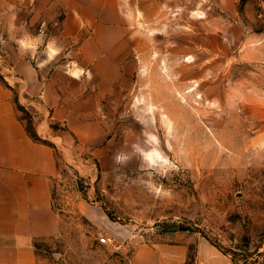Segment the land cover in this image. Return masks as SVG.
Listing matches in <instances>:
<instances>
[{
  "label": "rangeland",
  "instance_id": "374dc122",
  "mask_svg": "<svg viewBox=\"0 0 264 264\" xmlns=\"http://www.w3.org/2000/svg\"><path fill=\"white\" fill-rule=\"evenodd\" d=\"M120 1L130 69L98 105L103 143L81 148L51 124L61 230L37 242L39 258L129 264L140 244H176L196 264L206 243L264 264V0ZM31 28L14 41L23 58L79 62L59 20ZM5 36L0 80L12 85ZM18 105L35 135L36 111Z\"/></svg>",
  "mask_w": 264,
  "mask_h": 264
},
{
  "label": "crops",
  "instance_id": "0c3cea01",
  "mask_svg": "<svg viewBox=\"0 0 264 264\" xmlns=\"http://www.w3.org/2000/svg\"><path fill=\"white\" fill-rule=\"evenodd\" d=\"M55 19L64 24V36L74 41L80 60L47 70V63L35 65L23 58L14 41L36 37L32 25ZM19 25L21 32L16 33ZM4 34L14 74L12 85L0 80V264H58L39 258L37 248L39 240L61 230L53 204L61 166L48 141L59 138L51 124L65 126L81 148L103 143L106 131L98 105L130 69L132 30L120 0H0ZM19 103L36 111L35 135ZM203 245L196 264H234L216 246ZM178 248L143 243L129 264H181L187 253L184 248L177 253Z\"/></svg>",
  "mask_w": 264,
  "mask_h": 264
},
{
  "label": "built area",
  "instance_id": "2783aa9c",
  "mask_svg": "<svg viewBox=\"0 0 264 264\" xmlns=\"http://www.w3.org/2000/svg\"><path fill=\"white\" fill-rule=\"evenodd\" d=\"M101 240H102L103 242H109L110 240H112V237H110V236H103V237L101 238Z\"/></svg>",
  "mask_w": 264,
  "mask_h": 264
},
{
  "label": "bare ground",
  "instance_id": "6f19581e",
  "mask_svg": "<svg viewBox=\"0 0 264 264\" xmlns=\"http://www.w3.org/2000/svg\"><path fill=\"white\" fill-rule=\"evenodd\" d=\"M157 155H154L153 153H148V155L151 157V158H155V156H159V151L157 150L156 152Z\"/></svg>",
  "mask_w": 264,
  "mask_h": 264
},
{
  "label": "trees",
  "instance_id": "16d2710c",
  "mask_svg": "<svg viewBox=\"0 0 264 264\" xmlns=\"http://www.w3.org/2000/svg\"><path fill=\"white\" fill-rule=\"evenodd\" d=\"M18 107H19V105H18ZM20 108V107H19ZM108 215L110 216V213H108Z\"/></svg>",
  "mask_w": 264,
  "mask_h": 264
}]
</instances>
